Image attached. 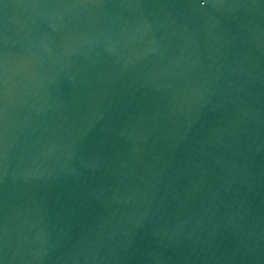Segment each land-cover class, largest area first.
<instances>
[{
	"label": "water",
	"instance_id": "obj_1",
	"mask_svg": "<svg viewBox=\"0 0 264 264\" xmlns=\"http://www.w3.org/2000/svg\"><path fill=\"white\" fill-rule=\"evenodd\" d=\"M0 264H264V0H0Z\"/></svg>",
	"mask_w": 264,
	"mask_h": 264
}]
</instances>
